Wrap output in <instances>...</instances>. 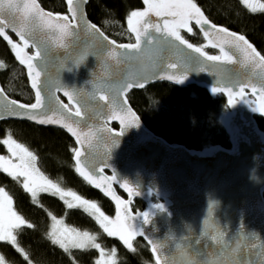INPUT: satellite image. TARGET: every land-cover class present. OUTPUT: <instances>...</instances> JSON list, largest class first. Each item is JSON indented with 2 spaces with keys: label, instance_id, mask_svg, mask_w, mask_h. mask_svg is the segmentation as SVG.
Here are the masks:
<instances>
[{
  "label": "water",
  "instance_id": "95a60500",
  "mask_svg": "<svg viewBox=\"0 0 264 264\" xmlns=\"http://www.w3.org/2000/svg\"><path fill=\"white\" fill-rule=\"evenodd\" d=\"M38 3L46 12L61 15L69 13L67 3V12H54L45 8L40 0ZM87 5L88 3L80 5L86 12L83 19L95 24L109 40H115L89 18ZM4 15L10 18L7 8ZM207 18L218 27H226L231 32L245 35L215 23L208 16ZM149 19L152 23H162L163 18L150 14ZM193 24L203 35L206 45L217 50L219 54L208 52L204 47L192 43L181 34L184 39L196 47L203 48L208 55L222 56L220 48L212 45L222 42L225 38L224 34L212 31L208 37H205L201 28L194 22ZM73 32L72 37L64 40L67 45L64 48L51 43L54 34L44 33L50 39L51 52L38 64L42 71L41 91L45 101V108L40 111L49 116L56 112V118L62 116L66 121L78 126L82 145L77 143L76 138L64 127L56 124L41 125L22 116L11 115L3 109L2 105H0V114L3 118H0V122L29 121L42 127L62 129L73 139L75 149L79 148L83 152L81 163L97 178V182H100V176L110 180L115 175L116 180L110 181L109 190L122 201L130 202L127 204L128 215L134 219L129 223L133 224L138 232L143 233L136 235L133 239L142 238L148 244L155 264H157V257H159V264H206L208 261H223L224 264H256L257 257H259V264H264V130L255 119V115L259 112L252 110L259 102L260 93H253L251 87H246L244 100L241 101L239 97H236L234 105H229L227 91L222 90L216 93L211 91L212 87L221 89L233 87L235 93L241 81L247 80H251V83L259 87L258 82L251 77L249 69L243 66L240 53L226 45L225 50L236 56L238 62L224 65L207 61L200 54L188 50L191 57H197L203 62L196 66L190 62L185 64L190 71L183 83H177L175 79L169 80L166 77L171 75L178 78L183 74L180 70L167 69L160 72L159 76L152 75L160 67L157 61L161 57L165 65L190 60V57H185L176 48L178 42L170 37L168 40L172 42L166 43L160 39L161 33H155L153 29H149V34L142 38L140 59L126 60L123 56L126 50L116 48L121 55L110 56L109 52L113 46L106 45L101 37L87 32L83 27L73 29ZM8 34L16 36L11 30H8ZM132 36L133 42L115 41L117 45L135 43V35L132 34ZM246 38L262 54L247 36ZM149 40L152 41L151 44L147 43ZM157 47L165 50L154 53L153 50ZM68 68H73V71H67ZM138 71L148 76L146 81H142L145 86H134L127 90L125 95L127 107L139 117V126L124 128L119 120L103 123L107 121L110 113H106L101 107L104 102L91 99L92 94L99 87L114 85L126 75ZM26 74L28 76L27 68ZM160 82L180 86L194 84L207 90L212 97L218 94L225 95L229 111L224 116V123L229 131L231 146L212 144L202 149L190 148L182 143H172L151 130L131 104L128 94L134 89L142 90ZM56 84L75 90L79 94L82 107L87 110L83 118L73 117L55 103L49 105L47 86ZM0 88H3L9 100L22 104L36 102L35 90L32 86L35 96L32 103H24L13 98L1 83ZM56 95L74 110V105L62 91ZM18 111L23 110L18 109ZM113 123L118 124V128H114ZM101 128H111L114 131L123 129L124 132L117 137L106 131L100 133L98 130ZM90 132L91 135H85ZM100 160H106L108 163L102 173L98 171L102 166L99 163ZM73 162L76 169L74 152ZM125 181L139 194L130 195L125 188L121 187ZM90 184L95 187L93 183ZM107 186L108 181H105L104 187L95 188L106 195L118 209L116 201L105 191ZM154 196L159 199L158 202L153 201ZM136 199L147 203L144 210L135 212L131 209V204ZM157 205L163 207H156ZM119 211L123 213V206ZM144 212L149 213L147 223L142 215ZM213 237L218 239L213 240ZM195 239L199 240L198 245L192 243ZM224 242L231 244L232 252L221 248ZM153 244L158 245L156 252L152 251ZM237 245L243 247L237 250Z\"/></svg>",
  "mask_w": 264,
  "mask_h": 264
},
{
  "label": "snow or ice",
  "instance_id": "6c2138e0",
  "mask_svg": "<svg viewBox=\"0 0 264 264\" xmlns=\"http://www.w3.org/2000/svg\"><path fill=\"white\" fill-rule=\"evenodd\" d=\"M147 7L144 10H133L127 16V26L130 33L135 35V43L119 44L115 40H109L108 37L104 36L100 32L99 28L84 20L83 17L86 12L81 9L80 5H86L88 0H66L69 7V13L67 15L53 14L51 12L44 11L38 0H0V37H2L10 45L14 52L16 59L20 64L25 65L27 73L31 81V86L35 90L36 102L32 104H22L15 100H9L4 94L3 88H0V105L3 109L8 111L11 115H18L24 118L35 121L41 125L44 124H56L64 127L69 133L75 138L77 143L82 145L81 133L78 130V126H74L72 122L66 121L62 116L56 118V112H53L52 116L47 115L40 110L45 108L44 96L42 95V71L38 64L46 59L50 54L51 48L49 46L50 39L46 37L44 33L54 34L51 39V43L55 46L64 48L67 45L64 43L66 38H70L74 35L73 29H79L83 27L87 32L96 34L106 42V45L113 46L109 55L116 57L121 55L116 51V48L126 50L123 53L124 59H140L142 52V38L149 34V29H153L155 33H161L160 39L166 43H171L168 38H172L173 41L178 42L176 48L184 54L186 59L183 63H171L168 65L164 64L163 57H161L157 63L160 67L157 71L153 72L152 75L159 76L160 72L166 71L167 69L180 70L182 75L178 78L174 76H167L169 80L175 79L177 83H183L187 78V74L190 69L185 67V64L192 63L196 66L203 61L197 57H191V52L200 54L207 61L218 62L220 64H235L238 62L237 57L232 55L229 51L225 50V46H230L240 53L243 66L248 68L251 77L255 79L257 84L251 83V80L241 81L237 86L238 91H235L233 87H227L221 89L218 87H212L213 93L225 90L228 93L229 105H234L236 97H239L241 101L244 100L245 88L251 87L253 93L259 92V102L253 111L264 114V55H262L256 47L246 38L245 35L238 34L229 31L226 27H218L213 24L205 15L204 11L197 5L195 0H143ZM242 3L246 5L251 12L264 11V0H242ZM5 8H7L10 18H6L4 15ZM150 14L155 17L163 18L162 23H152L149 19ZM193 22L201 28L205 37H208L212 31L216 33H223L224 39L222 42L213 44V47H219L223 55H208L204 52L203 48L196 47L189 43L188 40L184 39L181 35V30L184 29L188 33L193 32ZM207 26V30H205ZM8 30L15 33L18 37V41H14L8 34ZM151 44L152 41L147 42ZM183 46V47H181ZM29 47L35 48L34 54H29L27 49ZM165 49L157 47L153 52H163ZM83 59V57H81ZM7 65L0 60V70L5 69ZM202 71L204 69H201ZM67 71H73V68H68ZM163 78V77H161ZM148 76L143 72H135L130 75H126L124 79L115 83L114 85L109 84L106 86L99 87L91 96V99L97 102H104L103 107L106 113H110L107 117V123L111 120H119L120 124L127 128L129 126H139V117L133 113L126 104V91L133 88L134 86L144 87L142 81H146ZM48 87V103L49 105L55 103L60 109L65 110L67 113L75 118H83L87 114V110L83 109L79 99V94L75 90H69L61 84L50 85ZM63 92L69 101L74 105L70 107L69 104H65L56 93ZM16 107L13 108L12 106ZM18 109L23 110L18 111ZM0 118H3L0 114ZM100 133L108 132L114 136L123 135L124 130L114 131L111 128H101L98 130ZM88 133L85 135H91ZM0 143L7 146L9 156H0V170L7 173L13 179L19 181L22 179L23 189L31 195L33 201L37 200L40 193H50L58 195L61 200H64L68 209L75 207L83 208L85 212L90 213L95 217L97 222L101 225L108 236L118 237L129 249L133 248L132 240L138 234L134 225L129 223L130 220L134 219L128 215L129 209L127 204L130 202L122 201L119 197L115 196L109 189L111 188L110 181H115L116 176L113 175L110 180L107 177L100 176L99 181L94 177L81 163L83 152L78 148L74 149V159L76 163V171L83 176L89 183H93L95 187H104V182L108 181V186L105 191L108 195L116 201L118 207L117 218L115 221L105 216L100 211L99 206L87 199L82 198L72 191H65L60 187L59 184L53 183L50 179L43 175L35 166L36 157L25 148L22 144L17 143L9 134L6 139L0 141ZM91 147V144L89 145ZM13 158H16L18 162H13ZM99 163L102 165L98 171L103 172L104 167L108 166L106 160H100ZM121 187L125 188L129 194H139L133 187L125 181ZM70 197L71 199H65ZM75 201V203L73 202ZM123 206V213L119 209ZM156 207L162 208V205ZM144 221L148 222L149 213H142ZM53 224L52 230L49 234L51 242L59 247L63 248L66 252L69 248H80L94 247L100 249L103 254V249L99 243H96V238L90 235L88 232H78L75 229H70L66 226L63 229L59 228L58 225H62L63 221L57 220L55 216L51 217ZM23 225L28 227H34L29 224L21 215H19L12 208V197L0 187V241H8L12 245L16 246L17 250L23 253L25 259L28 254L24 252L17 242V236L14 234V230L20 228ZM111 225V226H110ZM218 239L213 237V240ZM193 244L198 245L199 240L195 239L192 241ZM243 246L237 245V250ZM158 245H152V251L156 252ZM222 249H226L232 252L231 244L224 242L221 244ZM235 255V253H233ZM113 256H115V250H113ZM0 264H7L5 257L0 254ZM97 264H104L103 261H98ZM115 264V261H113ZM157 264H159V257H157ZM206 264H224L223 261L215 262L208 261ZM256 264H259V257H257Z\"/></svg>",
  "mask_w": 264,
  "mask_h": 264
},
{
  "label": "trees",
  "instance_id": "16d2710c",
  "mask_svg": "<svg viewBox=\"0 0 264 264\" xmlns=\"http://www.w3.org/2000/svg\"><path fill=\"white\" fill-rule=\"evenodd\" d=\"M54 12H67L66 0H40ZM204 13L215 23L225 25L245 34L264 55V11L255 13L242 0H195ZM143 0H89V18L110 37L118 42H133L128 30L127 16L133 10H144ZM181 34L192 43L204 48V38L198 28ZM14 41L17 39L10 34ZM208 52L217 50L206 48ZM0 60L7 67L0 70V83L7 93L24 103L35 99L26 74L25 65L19 63L7 41L0 38ZM128 98L140 114L145 124L173 143H182L190 148L202 149L208 145L231 146L224 115L229 111L225 95L212 97L209 92L196 85H172L167 82L155 83L142 90H132ZM65 100V99H64ZM264 130V114L255 115ZM12 134L27 146L38 158L45 175L54 180L64 190H70L84 199L96 203L100 210L114 217L118 209L114 203L98 189L82 178L73 162V139L62 129L42 127L29 121L0 122V141ZM6 145L0 143V152L6 153ZM0 187L12 197L18 213L34 227L23 225L15 235L23 253L8 241L0 242V253L7 264H97L98 249H74L67 252L51 242V218L49 212L64 217L69 225L97 235L98 242L106 249H115L116 264H155L148 244L142 238L132 240L134 251L118 237L108 236L95 217L83 208L68 209L58 195L41 193L40 204L33 201L20 181L0 170ZM121 194L122 192L119 191ZM153 201L158 202L155 196ZM147 203L136 199L131 209L140 212Z\"/></svg>",
  "mask_w": 264,
  "mask_h": 264
},
{
  "label": "rangeland",
  "instance_id": "374dc122",
  "mask_svg": "<svg viewBox=\"0 0 264 264\" xmlns=\"http://www.w3.org/2000/svg\"><path fill=\"white\" fill-rule=\"evenodd\" d=\"M146 7H147V5H146ZM182 30H184V29H182ZM184 31H186V30H184ZM10 134V133H9ZM9 134H7L3 139H6L7 138V136L9 135ZM11 136H12V138L14 139V140H16L17 141V143H19V144H22L21 142H19L16 138H15V136L14 135H12V134H10ZM2 139V140H3ZM23 145V144H22ZM25 148H27V146H25V145H23ZM5 147H7V146H5ZM28 149V148H27ZM30 152H32L30 149H28ZM33 153V152H32ZM34 154V153H33ZM35 155V154H34ZM0 156H9L10 157V153L8 152V149H7V152L6 153H1L0 152ZM35 157H36V161H35V166H36V168H38L39 169V171L41 172V173H43V175L44 176H46L48 179H50L47 175H45V173L43 172V170L41 169V167L39 166V163H38V158H37V156L35 155ZM13 162H18V160H16V158H13ZM2 171V170H1ZM22 179L23 178H21L19 181L22 183ZM53 183H56L54 180H52V179H50ZM56 184H58V183H56ZM66 192L67 191H70V190H65ZM41 194V193H40ZM39 194V195H40ZM65 199H71L70 197H65ZM36 202H38L39 204H40V201H39V196L37 197V200H36ZM74 203H75V201H73ZM12 208H13V210L14 211H16V209H15V207H14V204H13V201H12ZM101 211V210H100ZM17 212V211H16ZM102 212V211H101ZM18 213V212H17ZM19 215H21L20 213H18ZM105 216H107V217H109V219L110 220H112V221H115L116 220V218H117V215L116 216H114V217H110V216H108V215H106V214H104ZM22 216V215H21ZM49 216H50V218L52 217V216H55V215H53L52 213H50L49 212ZM23 217V216H22ZM56 218H57V220H60V221H63V224L62 225H58V227L59 228H61V229H63V227L64 226H66V227H68V228H70V229H75L76 231H78V232H85L86 230H82V229H80V228H78V227H75V226H73V225H69V224H67V222L65 221V219H64V217H57V216H55ZM52 224H53V221H52V219H51V230H52ZM111 226V225H110ZM51 230H50V232H51ZM15 232H16V229L14 230V234H15ZM86 232H88L90 235H92V236H94L95 238H96V243H99L98 242V239H97V235H95V234H93V233H91V232H89V231H86ZM1 242V241H0ZM18 242V241H17ZM19 244V243H18ZM100 244V243H99ZM101 245V244H100ZM90 248H94V247H91V246H89V247H86V248H84V249H90ZM101 248L104 250L103 251V254L101 253V251H100V249H98V256H97V262L98 261H103L104 262V264H113V261H115V264H116V251H115V256H113V250H115V249H106V248H104L102 245H101ZM74 249H80V248H69V250H74ZM1 254V253H0Z\"/></svg>",
  "mask_w": 264,
  "mask_h": 264
},
{
  "label": "bare ground",
  "instance_id": "6f19581e",
  "mask_svg": "<svg viewBox=\"0 0 264 264\" xmlns=\"http://www.w3.org/2000/svg\"><path fill=\"white\" fill-rule=\"evenodd\" d=\"M44 6V5H43ZM45 7V6H44ZM45 8H47V7H45ZM47 9H49V8H47ZM14 36V35H13ZM16 39H17V41H18V38L16 37V36H14ZM2 40H4L2 37H0ZM5 41V40H4ZM27 51L30 53V54H34V48L33 47H29L28 49H27ZM28 77V76H27ZM29 79V78H28ZM30 82V81H29ZM192 85V84H191ZM194 85V84H193ZM258 114V113H257ZM225 116V115H224ZM255 119L257 120V118H256V116H255ZM2 122V121H1ZM113 125V127L114 128H118V124H116V123H113L112 124ZM159 135V134H158ZM173 143V142H172ZM75 144V143H74ZM75 149V148H74ZM73 149V150H74ZM90 185H92V184H90ZM93 186V185H92ZM94 187V186H93ZM95 188V187H94ZM38 203V202H37Z\"/></svg>",
  "mask_w": 264,
  "mask_h": 264
},
{
  "label": "flooded vegetation",
  "instance_id": "af4514ba",
  "mask_svg": "<svg viewBox=\"0 0 264 264\" xmlns=\"http://www.w3.org/2000/svg\"><path fill=\"white\" fill-rule=\"evenodd\" d=\"M193 25H194V24H192V28H193ZM193 31H194V28H193ZM201 35H202V34H201ZM202 36H203V35H202ZM203 38H204V37H203ZM204 40H205V39H204ZM203 44H204V46H205L206 48H210V47H208V46L206 45V41H204ZM206 48H205V49H206ZM210 53H211V52H210ZM216 54H217V53H216Z\"/></svg>",
  "mask_w": 264,
  "mask_h": 264
}]
</instances>
